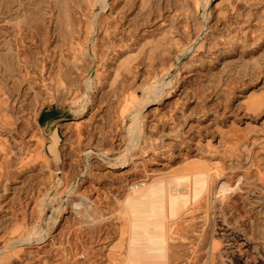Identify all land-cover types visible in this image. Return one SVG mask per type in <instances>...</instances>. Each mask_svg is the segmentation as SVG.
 <instances>
[{
    "label": "rangeland",
    "instance_id": "obj_1",
    "mask_svg": "<svg viewBox=\"0 0 264 264\" xmlns=\"http://www.w3.org/2000/svg\"><path fill=\"white\" fill-rule=\"evenodd\" d=\"M0 264H264V0H0Z\"/></svg>",
    "mask_w": 264,
    "mask_h": 264
},
{
    "label": "bare ground",
    "instance_id": "obj_2",
    "mask_svg": "<svg viewBox=\"0 0 264 264\" xmlns=\"http://www.w3.org/2000/svg\"><path fill=\"white\" fill-rule=\"evenodd\" d=\"M199 1H202V3L203 4H206L207 2H209V0H195V2H199ZM153 86V85H152ZM167 86V85H166ZM163 88V87H162ZM152 89V88H151ZM154 90V89H153ZM161 90V89H160ZM160 96V95H159ZM147 99V98H146ZM153 99V98H152ZM145 100V99H144ZM143 100V101H144ZM146 101V100H145ZM74 104V103H73ZM144 106V105H143ZM141 107H142V105H141ZM141 107L140 108H138V109H136V110H134L133 112H132V115H131V119H132V122H133V125H137V123H138V116H139V114H140V112H141ZM258 107V106H257ZM81 111H82V109H81ZM133 127V126H132ZM131 128V127H130ZM132 130V129H131ZM131 140V139H130ZM132 141V140H131ZM50 151H52V152H54L55 151V145H53V144H51L50 145ZM174 174V173H173ZM154 180H155V178H154Z\"/></svg>",
    "mask_w": 264,
    "mask_h": 264
},
{
    "label": "water",
    "instance_id": "obj_3",
    "mask_svg": "<svg viewBox=\"0 0 264 264\" xmlns=\"http://www.w3.org/2000/svg\"><path fill=\"white\" fill-rule=\"evenodd\" d=\"M56 130H57V129H55L54 131H56ZM54 131H53V134H54V133L56 134V132H54ZM56 135H57V134H56ZM52 141H53V137H52ZM51 143H52V142H51ZM51 143H50V144H51ZM50 144H49V147H50ZM56 146H57V143H56ZM56 146H55V148H56V149H55V150H56V154H55V153H52V152L50 151V152L52 153V155H53V157H54L55 160L58 159V151H57V147H56ZM49 150H50V148H49Z\"/></svg>",
    "mask_w": 264,
    "mask_h": 264
},
{
    "label": "built area",
    "instance_id": "obj_4",
    "mask_svg": "<svg viewBox=\"0 0 264 264\" xmlns=\"http://www.w3.org/2000/svg\"><path fill=\"white\" fill-rule=\"evenodd\" d=\"M139 187L138 183L134 184V186L132 187V189H137Z\"/></svg>",
    "mask_w": 264,
    "mask_h": 264
},
{
    "label": "crops",
    "instance_id": "obj_5",
    "mask_svg": "<svg viewBox=\"0 0 264 264\" xmlns=\"http://www.w3.org/2000/svg\"><path fill=\"white\" fill-rule=\"evenodd\" d=\"M43 116H44V113H43L42 117H40V119H39V120H41V118H43Z\"/></svg>",
    "mask_w": 264,
    "mask_h": 264
},
{
    "label": "trees",
    "instance_id": "obj_6",
    "mask_svg": "<svg viewBox=\"0 0 264 264\" xmlns=\"http://www.w3.org/2000/svg\"><path fill=\"white\" fill-rule=\"evenodd\" d=\"M44 112V111H43ZM43 113H41L40 117H42Z\"/></svg>",
    "mask_w": 264,
    "mask_h": 264
}]
</instances>
